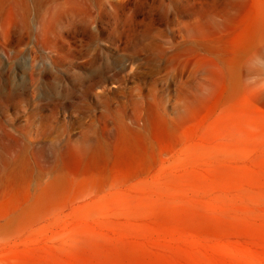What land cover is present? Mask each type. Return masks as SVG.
Listing matches in <instances>:
<instances>
[{"label": "rangeland", "instance_id": "1", "mask_svg": "<svg viewBox=\"0 0 264 264\" xmlns=\"http://www.w3.org/2000/svg\"><path fill=\"white\" fill-rule=\"evenodd\" d=\"M0 264H264V0H0Z\"/></svg>", "mask_w": 264, "mask_h": 264}]
</instances>
